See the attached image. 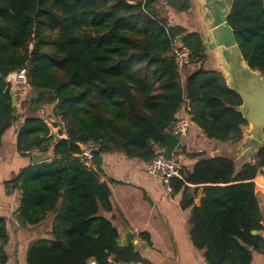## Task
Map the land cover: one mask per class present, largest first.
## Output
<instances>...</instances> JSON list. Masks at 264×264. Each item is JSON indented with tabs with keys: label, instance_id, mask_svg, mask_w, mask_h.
Instances as JSON below:
<instances>
[{
	"label": "trees",
	"instance_id": "16d2710c",
	"mask_svg": "<svg viewBox=\"0 0 264 264\" xmlns=\"http://www.w3.org/2000/svg\"><path fill=\"white\" fill-rule=\"evenodd\" d=\"M161 6L186 12L190 0L162 5L158 0H0V137L18 119L4 78L22 68L30 87L24 106L33 114L53 105L52 116L62 125L58 133L65 135L55 142L47 121L34 115L26 116L16 133L18 151L51 156L23 168L10 185L20 191V225L53 216L50 239L30 242L27 264H86L89 258L96 264H149L133 244H117L116 226L99 214L114 205L98 171L77 157L82 151L77 143L87 142L98 145L93 157L98 168L107 152L147 162L157 147L166 156L180 149L194 161L190 169L182 168V178H171V192L180 193V207L190 210V240L206 263L251 264L254 251L264 255L253 180L264 167V143L254 161L239 167L223 155L182 149L171 128L184 107L193 125L219 142L237 143L247 123L237 110L240 96L221 72L204 67L201 36L169 24ZM227 21L248 66L264 75V0H233ZM181 34L180 43L197 65L184 80L172 56ZM140 238L149 242L147 232ZM6 240L0 217V264L7 260Z\"/></svg>",
	"mask_w": 264,
	"mask_h": 264
},
{
	"label": "crops",
	"instance_id": "0c3cea01",
	"mask_svg": "<svg viewBox=\"0 0 264 264\" xmlns=\"http://www.w3.org/2000/svg\"><path fill=\"white\" fill-rule=\"evenodd\" d=\"M158 2L162 5L163 0ZM231 2L232 0H190V8L186 12H175L167 6H161L169 24L182 26L188 32L196 31L201 36L207 56L204 67L219 70L224 72L223 74L225 59L222 47L215 43L214 25ZM175 44L182 45L178 40ZM196 66L191 63L185 67L182 70V80ZM29 97L28 84H25L23 91L14 92L18 119L0 137V217L5 220L7 236L4 244L7 260L4 264H27L26 251L30 242L51 237L49 232L52 215H48L39 224H19L16 210L20 203V191L17 188L10 189L11 181L18 173L23 168L34 165L31 156L33 152L18 151L16 148L15 138L19 126L29 115L41 117L45 121L48 116L47 119L52 120L50 116L53 105H44L31 114L24 106ZM61 127L62 125L58 126L60 129ZM248 129L249 125L244 127L242 141L230 144L207 138L192 124L180 143L182 149L187 152L228 156L239 167L244 162L254 161V152H249L243 143L245 131ZM174 155L178 157L182 168H191L194 159L185 156L180 149H177ZM100 158L99 168L96 167L95 170L98 171L100 180L108 184L114 208L109 212L100 211L99 214L116 226L118 238H122L127 229L136 233L133 245L149 264H207L203 251L196 249L190 240V210L180 207V193H172L166 189L158 177L146 172L144 162L137 158H129L121 152L103 153ZM49 161L50 159L43 162ZM261 172H264V167ZM261 172L253 179L260 210L264 208V173ZM262 224L264 225V222ZM141 232L148 233L149 242L140 238ZM261 234L264 236V229ZM251 264H264V255L254 251Z\"/></svg>",
	"mask_w": 264,
	"mask_h": 264
},
{
	"label": "water",
	"instance_id": "95a60500",
	"mask_svg": "<svg viewBox=\"0 0 264 264\" xmlns=\"http://www.w3.org/2000/svg\"><path fill=\"white\" fill-rule=\"evenodd\" d=\"M233 2V0H232ZM232 2L227 6L219 16L218 22L215 23V43L222 47L223 57L225 59L224 68L225 74L222 73L227 86L235 91L241 98V104L237 110L242 114L246 125L249 129L245 131L244 146H247L249 152H255L264 143V75L257 69H251L245 61L239 45L235 39L233 30L227 21ZM184 37L181 34L177 37L178 41ZM216 70V69H215ZM12 108L16 111L14 90L10 89ZM193 124V123H192ZM49 127V135L52 136L55 142H59L65 138L64 135L58 133V127L47 122ZM242 126V138L243 129ZM242 138L237 142L242 141ZM80 149H83V144L77 143ZM236 144V143H235ZM32 163L38 164L45 160L51 159L47 152L33 151L31 154ZM228 157V156H226ZM230 158V157H229ZM201 188L198 189L195 201L198 203L201 196ZM58 206H55L51 213L57 211ZM262 222H264V208L261 209ZM256 233L255 230L252 231ZM136 233L126 230L123 232L122 238H117L116 243L122 246L134 244Z\"/></svg>",
	"mask_w": 264,
	"mask_h": 264
},
{
	"label": "built area",
	"instance_id": "2783aa9c",
	"mask_svg": "<svg viewBox=\"0 0 264 264\" xmlns=\"http://www.w3.org/2000/svg\"><path fill=\"white\" fill-rule=\"evenodd\" d=\"M172 56L175 60L177 68L182 70L191 64L189 50L179 44H175L172 50ZM26 69L22 68L18 71L11 72L6 75L5 82L8 84L10 89L14 92L24 88ZM192 122L190 121V114L188 113V107H184L181 111L176 114L175 120L172 124L171 133L178 136L180 142L186 137ZM98 145L95 142H87L83 145L81 153L77 154L79 160L88 168L96 169V164L93 162L94 152L97 150ZM37 151V149L29 152ZM51 160V159H50ZM144 168L146 172L152 176L158 177L166 189L171 190L170 180L173 177L182 178V166L176 155L171 154L166 156L163 150L159 147L156 148L155 156L144 162ZM86 264H96L93 258H89ZM117 264H148L143 261L138 262H118Z\"/></svg>",
	"mask_w": 264,
	"mask_h": 264
},
{
	"label": "rangeland",
	"instance_id": "374dc122",
	"mask_svg": "<svg viewBox=\"0 0 264 264\" xmlns=\"http://www.w3.org/2000/svg\"><path fill=\"white\" fill-rule=\"evenodd\" d=\"M186 67H187V66H186ZM19 91H23V89L18 90V91H16V92L19 93ZM28 96H29V95H28ZM23 102H24V101H23ZM51 114H52V113H51ZM49 116H50V115H49ZM50 117H52V120L47 119L48 116H47L46 120H47L51 125H53L54 122H57V119H56L55 117H53L52 115H51ZM50 119H51V118H50ZM57 124H59V123L57 122ZM59 126H60V124H59Z\"/></svg>",
	"mask_w": 264,
	"mask_h": 264
}]
</instances>
